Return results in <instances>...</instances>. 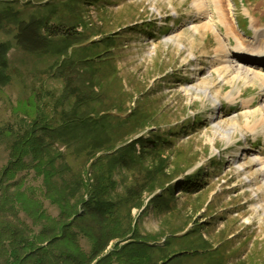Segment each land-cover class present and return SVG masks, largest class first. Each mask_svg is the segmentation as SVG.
Here are the masks:
<instances>
[{
  "label": "rangeland",
  "instance_id": "obj_1",
  "mask_svg": "<svg viewBox=\"0 0 264 264\" xmlns=\"http://www.w3.org/2000/svg\"><path fill=\"white\" fill-rule=\"evenodd\" d=\"M203 1L226 37L215 19L216 0ZM217 1L239 39L252 42L253 29L264 30V0ZM196 2L200 0L0 2V16L13 8L25 23L43 19L60 29L48 45L27 50L17 42L18 24L6 20L0 26V44L11 46V81L0 85V264H13L12 250L24 259L51 245L64 249L56 236L65 233L90 255L94 240H104L110 230L85 207L96 174L106 169L105 157L157 135L168 141L157 154H142L137 146L142 155L137 163L119 165L114 172L112 198L124 197L132 188L144 201L142 208L130 205L123 212L127 239L135 237V227L138 239L157 247L170 242L166 257L183 249L193 253L170 264H264L263 94L259 85L231 81L224 73L211 32L193 34L191 28L209 21L196 10ZM109 39L117 44L110 49L103 44ZM228 45L234 46V40ZM106 51L109 57L100 60L97 55ZM255 62L264 64V59ZM204 88H211L220 103L201 92ZM229 93L232 100L226 98ZM77 95L85 99L81 114L110 115L111 142L93 157L90 137L81 131L75 137L48 134L45 161L29 156L9 178L6 170L22 135L35 121L60 129ZM216 124L229 135H220ZM251 156L258 165L244 171ZM190 179L200 192L185 190ZM156 195L168 206L154 205ZM121 241L112 240L93 264L111 255L113 264H119Z\"/></svg>",
  "mask_w": 264,
  "mask_h": 264
},
{
  "label": "trees",
  "instance_id": "obj_2",
  "mask_svg": "<svg viewBox=\"0 0 264 264\" xmlns=\"http://www.w3.org/2000/svg\"><path fill=\"white\" fill-rule=\"evenodd\" d=\"M4 1L5 0H0V2ZM20 16L21 13L19 11H14L13 8H9L5 14L0 16V26H2V22L6 20L18 24L17 42L27 50L44 47L49 44L50 38L59 35L60 29H52V27L48 26L47 21L43 19L32 18L29 23H25L20 20ZM43 30H48V38L42 35ZM71 30L75 29L67 30L66 34L70 35L72 33ZM103 44H105L108 49L117 45L114 39H109L106 42L104 41ZM10 50L11 46L9 43L0 44V85H6L11 81V77L8 75V53ZM65 52H67V50ZM97 57L101 58L100 60L108 58L109 51H106L103 55L99 54ZM89 61L91 60H84L85 63ZM64 98L70 100L71 96L68 97L65 95ZM84 100L85 99H82L79 95L76 96L73 111L65 113L62 119L63 124L60 129L56 130L54 128H49L47 125L39 126L38 121L33 123L34 127L24 133L19 142L13 147L12 157L14 161L6 170V174L7 176L9 175V178H13V173L15 175L18 169L25 167L23 160L29 156L41 164L45 161V155L48 151L45 137L48 134L75 137V134L81 131L83 135L90 137L91 141L89 145L93 157L105 149L106 144L111 142L109 132L110 122L108 120L110 115L103 114L95 118L91 114H81L79 111L85 103ZM156 139H148L146 141L141 139L134 140L129 145L116 151L113 155L105 157L108 159L106 162V169L96 174L95 179H98L97 185L90 197V201H88L85 207L91 215L98 217L99 225H101L103 229L109 228L110 230L108 229L109 233L102 241H97L93 238L95 243L90 255L82 251L77 245L76 238L72 237L71 233H65L63 236H56V239L64 241V249H54L51 245L48 248H41L34 253H30L24 259H19L16 255L19 250L17 252L12 250L10 256L13 258V264H93L95 260H97L98 254L108 247L112 240L117 238H121V244L125 243L119 255V264H170L173 259L181 261L180 258H187L186 256L193 254L190 251L184 252L185 249H183L179 253L172 254V256L174 255L172 258L171 256L166 257L169 252V247H171L170 242H167L164 247H157L147 240L138 239V231L134 229L135 227L132 231L135 233V237L133 239H127L124 226L125 222L128 223V220L123 218V212L127 207L131 209L130 205L142 208L144 203L142 200V193H139L136 189L130 188L127 190L124 197H119L117 199L114 197L112 198V190L115 187L113 181L114 172L117 166L124 165L129 167L137 163L136 160L142 157V155H138L137 146H140L142 154L148 152V150L154 155L157 154L162 144L168 143V141L164 140L159 135L156 136ZM161 162L162 165H164L165 161L162 160ZM185 190L189 193L200 192V189L195 186L192 179L186 183ZM163 198L164 197L160 195H156L152 202L154 205L167 207L168 201ZM128 216L129 219L132 220L131 223H135L130 213ZM79 225H77V228L85 231L82 227L80 228ZM3 235L4 232L0 230V241ZM188 236L189 235L186 234L182 238H188ZM121 244H118V247H120ZM194 253L199 252L195 250ZM156 255H160L158 260H156ZM112 259V255L107 256L100 264H113ZM9 264H11V262Z\"/></svg>",
  "mask_w": 264,
  "mask_h": 264
},
{
  "label": "bare ground",
  "instance_id": "obj_3",
  "mask_svg": "<svg viewBox=\"0 0 264 264\" xmlns=\"http://www.w3.org/2000/svg\"><path fill=\"white\" fill-rule=\"evenodd\" d=\"M214 3H215L214 6L215 14L217 17V18L215 17L216 22L220 20V23L217 25L225 30L226 37L221 36L220 30L216 27V23L214 22V18H212V15L209 14L208 10H205L206 2L203 0H200L199 3L196 2L194 7H196L197 11H200L202 13L200 14L203 15L202 17L208 18L209 21L208 23H205L200 27L191 28L193 34L203 35L204 33L206 34L207 32L209 33L211 32L215 36L217 44L219 45L218 47L220 48V50L216 52L217 53L216 58L217 61L224 63L225 65L224 73L227 74V76L230 75L231 81H235V82L243 81L253 86L259 85V87L261 88V94H263V99H264V64L261 62H255V60L262 61V59H264V30L252 28L254 32L253 37L250 39L252 42H247L246 40H244L245 41L244 42L243 40L239 39V36L236 34L235 30L233 29L232 23H230L226 18V16L224 15L223 11L221 10L220 3L217 0L214 1ZM223 38L226 39V41L223 40ZM231 39L234 40V46L228 45V42H230ZM167 41L176 42V40L173 38H169L167 39ZM229 48L231 49V51L229 50ZM241 54L244 56H241ZM246 55L249 56L250 58L247 57ZM196 90H200V89H196ZM201 92H203L206 95H210L215 103H220V99L218 98L217 94L212 93L211 88L201 89ZM226 98L229 100L233 99L231 98L230 93L227 95ZM260 111L261 114L264 115V105L261 106ZM216 129L220 135H223V137H225V135H229L228 131L224 130L221 124H216ZM244 157L248 158L247 155H244ZM257 159L258 158L251 156L249 159L251 165L245 167L244 171H246L251 166L258 165ZM263 186H264V182H263Z\"/></svg>",
  "mask_w": 264,
  "mask_h": 264
}]
</instances>
